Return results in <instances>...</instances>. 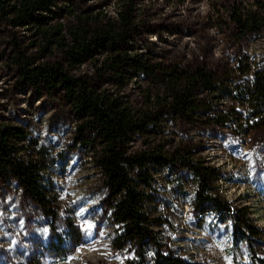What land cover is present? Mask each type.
I'll return each mask as SVG.
<instances>
[{
	"label": "rangeland",
	"instance_id": "374dc122",
	"mask_svg": "<svg viewBox=\"0 0 264 264\" xmlns=\"http://www.w3.org/2000/svg\"><path fill=\"white\" fill-rule=\"evenodd\" d=\"M252 1H137V31L120 49L161 64L159 76L199 67L215 80L216 93L194 92L197 108L186 121L165 106L152 107L157 96L164 98L157 80L128 68L121 78L98 71L96 60L105 53L73 66L39 33L56 24L67 31L78 18L115 20L120 0H61L42 15L46 26L41 28L13 27L0 13V123L25 132L29 153H42V187L51 203L49 213L16 183L0 181V264H128L133 258L131 247L118 237L107 190L88 148L79 144L78 122L62 91L23 76V68L54 63L132 111L153 112V119L129 135V153L178 150L215 170L219 176L210 183L212 191L234 208H248L261 234L253 249L264 260V123L256 117L259 121L251 124L256 111L241 97L252 72L264 65V29L238 41L224 12L225 4L248 7ZM146 169L142 207L159 224L152 229L163 244L191 264H251L244 241L233 238L230 220L201 212L193 203L195 180L186 168L164 159Z\"/></svg>",
	"mask_w": 264,
	"mask_h": 264
},
{
	"label": "trees",
	"instance_id": "16d2710c",
	"mask_svg": "<svg viewBox=\"0 0 264 264\" xmlns=\"http://www.w3.org/2000/svg\"><path fill=\"white\" fill-rule=\"evenodd\" d=\"M61 0H0V13L13 27H23L28 23L37 27L46 26L41 18L52 12ZM116 19L100 20L98 17L78 18L77 24L66 31L61 24L47 26L39 31L47 45L61 50L71 65L81 64L93 55L105 56L97 69L121 78L122 71L128 68L136 75L157 80L163 86V96L153 108L166 107L181 120H188L194 115L197 105L193 99L196 91L216 93L215 80L203 68L192 71L171 73L159 76L161 64H154L150 58L141 54H131L120 49L136 33L135 18L138 12V0H120ZM227 23L234 39L242 41L245 37L259 33L264 29V0H253L248 7L241 3L225 4ZM67 32L68 41L63 40V31ZM99 59V58H98ZM249 67L241 72L244 75ZM27 80H38L59 88L72 114L78 122L79 144L88 148L89 159L98 170L111 201L112 217L118 227V237L123 244H128L133 251V258L128 264H191L163 244L154 233L155 221L143 211L144 194L140 185L148 183L146 165L156 164L161 160L171 165H182L195 180L193 203L200 211L209 210L219 217H227L232 225L233 238L239 237L247 246L251 264H264L253 245L260 237V232L250 220L246 206L234 208L212 191L211 181L218 178V173L202 162L185 158L181 152L165 153L163 149H152L137 153L128 152L129 135L140 129L144 120L153 119V112L132 111L120 99L111 97L106 92H99L85 78L71 77L59 64L23 68ZM249 109L256 111L251 117L254 125L262 119L264 123V65L252 72V81L241 92ZM154 110V109H153ZM25 132L0 123V181L16 185L42 210L50 213V201L42 187V153H29L24 143ZM91 142V144L89 143ZM188 155V154H187ZM148 253V254H147Z\"/></svg>",
	"mask_w": 264,
	"mask_h": 264
},
{
	"label": "snow or ice",
	"instance_id": "6c2138e0",
	"mask_svg": "<svg viewBox=\"0 0 264 264\" xmlns=\"http://www.w3.org/2000/svg\"><path fill=\"white\" fill-rule=\"evenodd\" d=\"M88 227H91V225H89Z\"/></svg>",
	"mask_w": 264,
	"mask_h": 264
}]
</instances>
